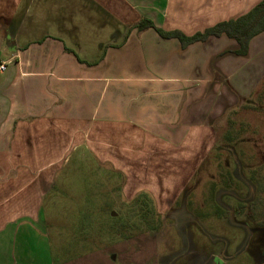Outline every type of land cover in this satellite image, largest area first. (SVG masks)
I'll return each instance as SVG.
<instances>
[{
	"label": "crops",
	"instance_id": "crops-1",
	"mask_svg": "<svg viewBox=\"0 0 264 264\" xmlns=\"http://www.w3.org/2000/svg\"><path fill=\"white\" fill-rule=\"evenodd\" d=\"M263 1L0 0V264L150 262L126 234L117 252L58 261L40 231L46 200L73 171L79 196L116 175L124 202L147 194L159 215L176 211L210 159L215 121L264 79V33L241 56L227 36L183 48L134 26L192 37Z\"/></svg>",
	"mask_w": 264,
	"mask_h": 264
},
{
	"label": "rangeland",
	"instance_id": "rangeland-1",
	"mask_svg": "<svg viewBox=\"0 0 264 264\" xmlns=\"http://www.w3.org/2000/svg\"><path fill=\"white\" fill-rule=\"evenodd\" d=\"M214 132L210 159L177 210L150 220L151 226H158L150 231L148 224H130L124 232L113 222V212L126 223L137 220L128 213L131 203L115 194V185L122 186L120 176L113 175L114 186H108L110 180L102 174V180L97 179L100 194L79 196V177L72 171L55 204L52 197L46 200L49 233L47 228L40 231L52 255L61 261L97 249L117 252L119 235L126 234L134 237L135 251L152 257L146 264H264V79L215 121ZM83 172L81 180L94 183L89 172ZM83 200L90 203L87 211L80 210Z\"/></svg>",
	"mask_w": 264,
	"mask_h": 264
},
{
	"label": "trees",
	"instance_id": "trees-1",
	"mask_svg": "<svg viewBox=\"0 0 264 264\" xmlns=\"http://www.w3.org/2000/svg\"><path fill=\"white\" fill-rule=\"evenodd\" d=\"M134 28L138 29L139 32L153 28L162 38L178 39L183 48L197 42H205L211 37L219 38L221 36H227L230 39L236 40L240 46L235 54L246 56L249 52L251 41L264 33V1L241 18L234 21L219 23L215 27L206 30L204 33H198L192 37H187L178 31L166 32L162 29H158L151 21L146 19L141 20ZM128 213L135 216L137 220L126 223L121 216L114 218L116 226L124 228V230L121 229L124 232L128 229L127 226H130V224H133L135 227L137 225L140 227L142 224H148L146 231L158 227L150 225V220L159 221L160 215L156 212L152 198L147 194H142L135 198L129 205ZM120 236L125 239L128 238L125 234H120Z\"/></svg>",
	"mask_w": 264,
	"mask_h": 264
},
{
	"label": "built area",
	"instance_id": "built-area-1",
	"mask_svg": "<svg viewBox=\"0 0 264 264\" xmlns=\"http://www.w3.org/2000/svg\"><path fill=\"white\" fill-rule=\"evenodd\" d=\"M1 70H2V71H4V70H5V67H4V66H3V67H1Z\"/></svg>",
	"mask_w": 264,
	"mask_h": 264
}]
</instances>
